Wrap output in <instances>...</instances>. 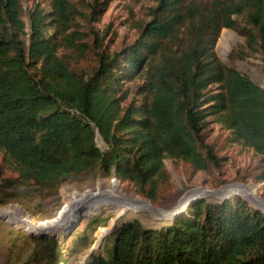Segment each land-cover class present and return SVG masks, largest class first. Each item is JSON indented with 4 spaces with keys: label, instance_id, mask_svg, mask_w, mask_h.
<instances>
[{
    "label": "trees",
    "instance_id": "obj_1",
    "mask_svg": "<svg viewBox=\"0 0 264 264\" xmlns=\"http://www.w3.org/2000/svg\"><path fill=\"white\" fill-rule=\"evenodd\" d=\"M52 4L50 19L39 9L29 13L26 38L21 0H0V149L17 171L0 186L31 182L55 192L64 175L95 168L155 200L166 177L165 156L198 169L218 164L205 135L210 115L264 162V88L214 50L220 28L235 27L232 14L248 8L264 54V0L202 12L192 0H157L135 40L101 54L90 74L58 52L78 37L57 36L77 9L67 0ZM188 19L190 35L175 46L168 42ZM144 67L139 100L124 102L123 83ZM97 133L107 151L96 144ZM95 220L79 238L84 249L95 239H86L99 225ZM106 240L87 264H264V212L242 198H196L166 224L120 221ZM36 242L40 264L46 263L41 254L59 251L56 239Z\"/></svg>",
    "mask_w": 264,
    "mask_h": 264
},
{
    "label": "rangeland",
    "instance_id": "obj_2",
    "mask_svg": "<svg viewBox=\"0 0 264 264\" xmlns=\"http://www.w3.org/2000/svg\"><path fill=\"white\" fill-rule=\"evenodd\" d=\"M67 1L75 6L77 13L71 15L68 27L64 31L58 30L57 36L75 33L78 37L70 45L61 46L58 52L65 55L72 67L82 74H90L94 70L101 54H112L131 44L142 25L151 17L152 8L157 2ZM192 1L200 6L202 12L237 0ZM21 2L28 38L29 13L39 9L48 12L47 19H50L54 16L53 0ZM92 5L95 11L91 10ZM232 17L236 26L220 28L214 50L223 63L246 73L264 88V54L260 46L258 26L250 22L248 8L234 12ZM191 22L193 20H185L179 28L178 37H170L168 42L174 46L177 42H183L190 35ZM52 30L53 27L48 28V32ZM145 77L144 67L131 80L123 83L127 93L124 102L132 97L139 100L140 94L137 90ZM205 135L218 156V164L198 169L184 159L165 156L163 163L166 177L159 184L155 200L138 194L130 181L106 176L95 168L64 175L55 192L31 182L16 185L4 183L0 186V264H40V259L37 260L39 255L34 254L39 251L36 242L39 237L56 239L59 244V251L54 257H50L49 253L41 254L45 264H87L91 246V251L102 252L103 239L100 241V237L105 234L106 241L110 242V233L116 223L133 218H137L144 226L169 223L175 215L168 213L191 195L194 196L188 203L196 198L219 201L223 197L217 193L236 188L235 194L225 198H242L250 206L264 209V179L260 177L264 172V162L261 155L240 139H235L231 130L214 115L208 116ZM96 144L102 151L108 150L99 133L96 134ZM16 175L15 167L0 149V182ZM133 197H138L141 202H131ZM187 204L179 212H184ZM71 206L72 209L68 211ZM61 216H64L63 219L51 228L44 227L47 221L57 217L59 219ZM92 216L99 225L94 231H86V239L91 236L95 239L89 249H84V242L81 247L78 242L84 232L85 223ZM32 222L38 226L30 225Z\"/></svg>",
    "mask_w": 264,
    "mask_h": 264
},
{
    "label": "bare ground",
    "instance_id": "obj_3",
    "mask_svg": "<svg viewBox=\"0 0 264 264\" xmlns=\"http://www.w3.org/2000/svg\"><path fill=\"white\" fill-rule=\"evenodd\" d=\"M237 191H236V188L235 189H233V190H231V191H220L219 193H217L218 194V196H222V197H224V196H229V195H232V194H235ZM192 196H194V195H191V196H188V197H186L181 203H180V205L178 206V207H176V209H173L171 212H169L168 213V215H175V214H177L180 210H181V208L184 206V205H186L188 202H189V200H190V198H192ZM125 200V199H124ZM131 202H141V200L138 198V197H133L131 200H130ZM77 202V201H76ZM143 202V201H142ZM98 203V202H97ZM126 203V202H125ZM124 203V204H125ZM127 204V203H126ZM124 206V205H123ZM72 207L73 206H71L69 209H68V211H70L71 209H72ZM127 207V206H126ZM177 210H179L178 212H176ZM63 217L64 216H61V217H59V219H58V217L57 218H55V219H51L50 221H47V223H45L44 224V227L45 228H51L52 227V225H54V224H56L58 221H60V220H62L63 219ZM30 225H34V226H38V224H36L35 222H32V223H30Z\"/></svg>",
    "mask_w": 264,
    "mask_h": 264
},
{
    "label": "water",
    "instance_id": "obj_4",
    "mask_svg": "<svg viewBox=\"0 0 264 264\" xmlns=\"http://www.w3.org/2000/svg\"><path fill=\"white\" fill-rule=\"evenodd\" d=\"M111 156H112V155H110V157H111ZM225 197H226V196H224L223 199H224ZM178 211H179V210H177L176 212H178ZM262 211L264 212V209H262ZM173 217H174V216H173ZM104 235H105V234H104ZM104 235H103V234L101 235V237H100V241H102ZM91 250H92V246H91V248H90V250H89V254L92 252Z\"/></svg>",
    "mask_w": 264,
    "mask_h": 264
},
{
    "label": "built area",
    "instance_id": "obj_5",
    "mask_svg": "<svg viewBox=\"0 0 264 264\" xmlns=\"http://www.w3.org/2000/svg\"><path fill=\"white\" fill-rule=\"evenodd\" d=\"M115 178V177H114Z\"/></svg>",
    "mask_w": 264,
    "mask_h": 264
}]
</instances>
